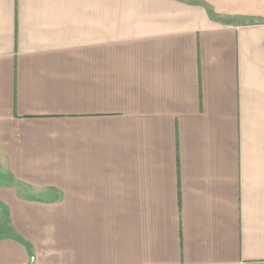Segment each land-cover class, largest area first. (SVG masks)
I'll use <instances>...</instances> for the list:
<instances>
[{
  "label": "crops",
  "instance_id": "obj_1",
  "mask_svg": "<svg viewBox=\"0 0 264 264\" xmlns=\"http://www.w3.org/2000/svg\"><path fill=\"white\" fill-rule=\"evenodd\" d=\"M0 264H264V0H0Z\"/></svg>",
  "mask_w": 264,
  "mask_h": 264
},
{
  "label": "rangeland",
  "instance_id": "obj_2",
  "mask_svg": "<svg viewBox=\"0 0 264 264\" xmlns=\"http://www.w3.org/2000/svg\"><path fill=\"white\" fill-rule=\"evenodd\" d=\"M4 228H8V224L4 218L2 206H0V231Z\"/></svg>",
  "mask_w": 264,
  "mask_h": 264
}]
</instances>
